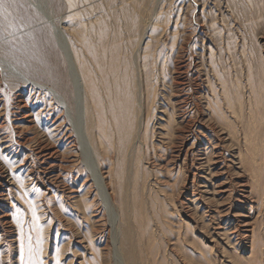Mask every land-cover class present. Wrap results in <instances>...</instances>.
Wrapping results in <instances>:
<instances>
[{"label":"rangeland","instance_id":"374dc122","mask_svg":"<svg viewBox=\"0 0 264 264\" xmlns=\"http://www.w3.org/2000/svg\"><path fill=\"white\" fill-rule=\"evenodd\" d=\"M72 1L0 0V264H264V0Z\"/></svg>","mask_w":264,"mask_h":264},{"label":"bare ground","instance_id":"6f19581e","mask_svg":"<svg viewBox=\"0 0 264 264\" xmlns=\"http://www.w3.org/2000/svg\"><path fill=\"white\" fill-rule=\"evenodd\" d=\"M67 1H68L69 5H72V3H73L72 0H67ZM40 8H41V6H40ZM43 9H44V7H43ZM43 9H41V10H43ZM45 11H47V10H45ZM45 14H47V12ZM50 17H53V16H50ZM54 18L52 19V18L48 17V22L52 28V33H53L55 42L57 43V45L61 49V52L66 57V61L68 64V74H67V81H68L67 87H68V89H67V92L65 95H61L59 93V89H56L53 87H47L46 86V89L49 92V94L51 96H53V98L55 100L65 101V102L61 101V104L64 107L63 111H65L67 118L69 119V122H70L71 127H72L71 131L75 135V138L71 139V141L78 143V146L80 149V158L79 159H81L80 161L84 164L85 168L89 169V171H90L89 175L91 176V178L95 184L97 192L99 195H102V198L100 201L102 202V204L105 208V211H107L108 222H109V225H111V227H112V224L115 223V217L117 215L119 216V211H120L118 209L119 206L116 205V202H115L116 201V194H117V192H116L117 186H115V184L111 180L106 181L104 179L105 177L103 176L101 166H98L95 164V162H96L95 159L91 155L88 154V151L85 148V146L82 147V145H81V143L84 139L82 134H84V132H85V130H83V123H82L83 122V109H84V120L86 122V125H88V115L86 112V107L83 105L82 100L80 98H78V93H80L84 89V87H83L84 83H82L83 80L81 79V76L78 72L77 64L73 60L72 50H71V47L68 43L67 37H66L64 31L61 29L59 22H56L57 20L55 21ZM6 68L8 70L11 69L9 66L8 67L6 66ZM18 76L21 77L20 78L21 83L24 82V80L28 79V78H26V76H23V75H18ZM8 77L12 78L13 76L8 75ZM57 86L61 87L59 84H57ZM69 103L72 107H70ZM113 173H114L113 170L109 171L108 177L110 178V176ZM98 184L102 185V188ZM113 237H114V234H112V238ZM113 245H115L114 241H113Z\"/></svg>","mask_w":264,"mask_h":264}]
</instances>
